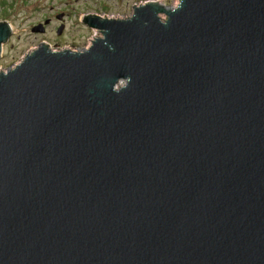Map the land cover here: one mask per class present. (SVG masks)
<instances>
[{
	"label": "water",
	"instance_id": "1",
	"mask_svg": "<svg viewBox=\"0 0 264 264\" xmlns=\"http://www.w3.org/2000/svg\"><path fill=\"white\" fill-rule=\"evenodd\" d=\"M180 3L0 69V264H264V0Z\"/></svg>",
	"mask_w": 264,
	"mask_h": 264
},
{
	"label": "rangeland",
	"instance_id": "2",
	"mask_svg": "<svg viewBox=\"0 0 264 264\" xmlns=\"http://www.w3.org/2000/svg\"><path fill=\"white\" fill-rule=\"evenodd\" d=\"M138 1L143 0H0V19H8L14 29L3 45L0 69L14 65L44 40L53 47H86L98 31L82 21L84 13L125 16L132 13V4ZM161 1L168 5L176 4V0ZM61 13L63 15L59 17ZM47 17H51L52 22L45 31L32 30L35 24L44 23ZM61 21L65 27L58 34L57 27Z\"/></svg>",
	"mask_w": 264,
	"mask_h": 264
},
{
	"label": "clouds",
	"instance_id": "3",
	"mask_svg": "<svg viewBox=\"0 0 264 264\" xmlns=\"http://www.w3.org/2000/svg\"><path fill=\"white\" fill-rule=\"evenodd\" d=\"M181 7V3L180 0H176V9H179ZM176 9H173V11H175ZM120 85H124L125 87L127 86L128 83H130V78L127 79H120L119 81ZM113 91L119 92L120 88H114Z\"/></svg>",
	"mask_w": 264,
	"mask_h": 264
},
{
	"label": "flooded vegetation",
	"instance_id": "4",
	"mask_svg": "<svg viewBox=\"0 0 264 264\" xmlns=\"http://www.w3.org/2000/svg\"><path fill=\"white\" fill-rule=\"evenodd\" d=\"M135 4V2L132 4V6ZM46 19H49V21H48V23H46V26H45V30L47 29V27H48V25L52 22V18L51 17H47V18H45L44 20H46ZM61 24H63L64 22L63 21H61L60 22ZM60 24V25H61ZM65 24V23H64ZM59 25V26H60ZM59 34V33H58ZM58 45V44H57Z\"/></svg>",
	"mask_w": 264,
	"mask_h": 264
}]
</instances>
